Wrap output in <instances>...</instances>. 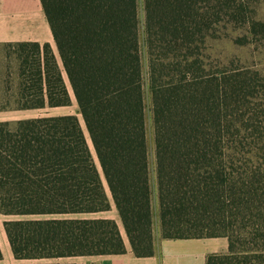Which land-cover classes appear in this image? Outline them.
Here are the masks:
<instances>
[{
	"label": "trees",
	"instance_id": "trees-1",
	"mask_svg": "<svg viewBox=\"0 0 264 264\" xmlns=\"http://www.w3.org/2000/svg\"><path fill=\"white\" fill-rule=\"evenodd\" d=\"M143 2L142 37L138 0H41L61 64L49 43L4 44L16 82L6 73L0 111L66 107L73 96L82 120L0 121V214L14 217L3 223L13 254L125 253L117 221L96 216L114 205L137 257L155 254L157 217L162 238H227L206 264H264V98L254 103L264 80L258 88L208 52L221 29L264 34V23L237 0Z\"/></svg>",
	"mask_w": 264,
	"mask_h": 264
},
{
	"label": "crops",
	"instance_id": "crops-1",
	"mask_svg": "<svg viewBox=\"0 0 264 264\" xmlns=\"http://www.w3.org/2000/svg\"><path fill=\"white\" fill-rule=\"evenodd\" d=\"M15 42L49 43L61 64L57 46L41 0H0V44L4 45ZM57 108L62 107H47L45 110L54 111ZM40 111H44V109L1 110L0 121H17L37 117L41 115L39 114ZM55 113L53 115H62ZM47 115L51 114L49 113ZM103 217L113 218L119 224L126 244L125 253L71 256L50 260L16 259L6 231L0 226V247L3 254L0 264H32L45 262L67 264H206L207 257L210 253L225 252L228 249V241L225 237L182 239L158 237L156 240V252L153 256L137 257L131 250V245L118 212L115 210L114 215ZM13 218L9 217L8 219Z\"/></svg>",
	"mask_w": 264,
	"mask_h": 264
},
{
	"label": "rangeland",
	"instance_id": "rangeland-1",
	"mask_svg": "<svg viewBox=\"0 0 264 264\" xmlns=\"http://www.w3.org/2000/svg\"><path fill=\"white\" fill-rule=\"evenodd\" d=\"M240 4L245 8V12L247 15H252L254 19L258 22L264 23V0H237ZM139 3V17L141 21V33L143 37V29H144V2L143 0H138ZM240 23L234 26H228L226 28L221 29L220 38L212 39L209 42V54L211 55V59L214 61H221L226 64V66H230L231 68H235L238 71H242L244 73H249L257 78V82L259 83L258 88L261 87V83L264 80V34L256 31L252 32V28L250 24L244 25L243 27ZM56 48V47H55ZM15 49L13 46H5L0 44V105L2 104L1 100L5 97L6 93V83L4 80L6 78V73H10L12 82H16V59H15ZM143 63H144V74L147 77L148 70V59L146 47L143 43ZM70 87V86H69ZM12 90L9 91V94L16 91V83H14ZM72 92V91H71ZM259 97H257L254 101L255 104H261L264 98V91L258 93ZM147 126H148V140L150 146V162H151V171L152 175H155V155H154V141H153V131H152V114L150 111V97H147ZM77 104L75 98L72 96V103L69 106L57 108L54 111H40L39 114L53 115L60 114H76L81 120L80 115L77 113ZM38 113V112H37ZM40 115V116H41ZM82 122V120H81ZM114 206V205H113ZM109 210L110 212L99 213L97 216H112L115 214V207ZM155 210L158 213V204L155 203ZM9 217L3 216L0 214V226L4 228L3 223L4 220H8ZM155 223V237L156 240L158 237H162L161 234V226L159 223V219L156 217ZM227 239V238H226ZM228 241V239H227Z\"/></svg>",
	"mask_w": 264,
	"mask_h": 264
}]
</instances>
